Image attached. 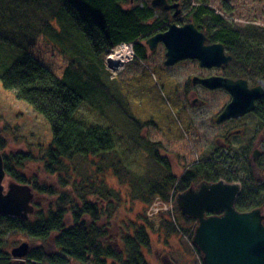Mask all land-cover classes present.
<instances>
[{"label":"trees","instance_id":"obj_1","mask_svg":"<svg viewBox=\"0 0 264 264\" xmlns=\"http://www.w3.org/2000/svg\"><path fill=\"white\" fill-rule=\"evenodd\" d=\"M9 2L11 5L15 3L10 12L11 16L4 15L6 8L0 5V82L7 89L13 90L17 99L27 102L49 125L50 141L40 158H36L42 163V171L57 175L58 185L66 189V186L71 187L74 179H65L70 174H65L68 166L63 162L64 159H74L76 167L85 161L80 167L87 165L95 172L106 159L104 168L113 169L121 182L126 181L131 186V190L133 183L136 184L135 188L141 183L138 187L141 191L145 190L146 194L139 191L135 195L141 198L145 206H149L148 203L154 196L165 197L175 180V192L189 187L190 181L195 180V174L185 171L181 177H175L166 166L167 161L156 153L160 144L145 137L143 129L149 121L138 120L135 116L137 101L126 97L130 93L126 94L125 84H129L124 81L120 86L117 76L109 79L110 73L101 71L104 66L103 55L120 42L132 43L135 58L145 61L141 41L150 33L165 31L171 20L164 14L152 18L158 11L150 6L149 0ZM129 3L130 7L125 9L124 5ZM23 4L26 7V17L19 18L17 29L9 19ZM181 6L186 7L183 19L192 22L202 31L207 42L221 43L225 52L231 55L229 64L224 68L225 75L251 81L261 78L264 82L263 26L250 24L240 27L215 13L209 6V0H184ZM39 38L45 39L67 60L68 64L60 74L54 73L40 61V65L32 61L33 51H30V46ZM26 51L32 53L27 54ZM138 93L140 94L139 90ZM81 107L88 110L94 108L102 120L100 125L103 120L108 122L101 126L92 124L78 115ZM256 110L258 115L264 117V98L258 100ZM124 118L129 119L131 125H127L125 129L123 124L121 127L124 129L121 130L133 135H124L125 138L132 139L146 153V170L140 177L137 175V182L129 178L124 180L128 173L122 163L120 151L112 142L114 139L111 129L119 125L117 121H124ZM137 132L141 133L142 139H137ZM17 158L19 161H22L21 158L31 161V153L19 154ZM195 166L202 167L206 173L203 179L210 182L218 181L219 177L227 182L239 179L231 171L219 166L217 168L216 164L208 167L206 162H202ZM4 169L6 174L16 179L15 182L29 184L34 196L57 194L51 188L40 187L35 180L31 185L24 176L13 173L5 157ZM77 174L85 182L88 194L98 197V201H108L110 209L113 207L110 203L111 190L105 189L100 193L91 191L96 190V187L88 180V175L82 176L79 172ZM131 175H134L133 171ZM241 180L243 186L234 207L239 212H247L260 206L263 197L253 191L244 182V178ZM71 195L73 197L63 194L56 202L51 200L56 205L55 211L44 213L40 209L27 219L0 215V264H15L10 253L5 250L7 242L2 238L8 232L21 233L40 242L26 256V260H33L34 264H70L72 261L82 264H150L145 258L143 248L150 244L149 230L153 223L143 218L144 221L132 223L127 231L108 242L104 239V225L99 227L96 224L97 219L101 220L106 215L105 210L98 205L96 199L88 200L83 197L84 206L77 210L76 197L72 192ZM34 200L37 202L38 197ZM66 204L70 205L71 210H66ZM36 206L38 208L39 204ZM182 219L186 223L183 230L191 237L196 221L193 218ZM190 221H193V225H188ZM161 223L170 231L176 229L169 220Z\"/></svg>","mask_w":264,"mask_h":264},{"label":"rangeland","instance_id":"obj_2","mask_svg":"<svg viewBox=\"0 0 264 264\" xmlns=\"http://www.w3.org/2000/svg\"><path fill=\"white\" fill-rule=\"evenodd\" d=\"M183 1L179 0V3L184 12L186 7L181 6ZM0 2L2 8H6L3 11L4 15L11 16L10 12L15 3L13 2L14 4L11 5L9 0H0ZM130 5V3L125 4L124 8L128 9ZM209 6L215 13L233 21L240 27L250 24L264 27V0H209ZM8 7L9 9H7ZM25 17L26 7L23 4L21 8H18L17 13L9 19V22L13 23V26L18 29L19 18ZM186 22L188 21L181 17L176 23L181 25ZM121 43L129 42H120L103 55L104 66L101 71H108L110 73L109 79L117 76L120 86L124 81L129 84L125 85L126 94H130L125 95L128 99L137 101L135 116L138 120L149 121L143 129L145 137L160 144L156 153L167 161L166 166L171 169L173 175L179 178L185 171L194 173L195 180L190 181L189 187H195L203 181L210 182L203 179L206 173L202 167L195 166V164L206 162L209 165L208 167L216 164L217 168L219 166L222 169L233 171L232 174L237 173L239 176H247V166L251 164L253 146L249 147L247 152L242 149L241 144L249 139L252 133L246 132L244 135L228 137V148L221 145V135L224 133L225 127L228 128L229 126L216 124L215 116L230 101V96L223 90H206L198 84L192 83V76L194 75H220L222 71L224 72V69L221 71L216 67L201 68L197 60H184L175 63L173 66H164L166 50L162 44H159L152 53L149 52V57L145 61L135 58L133 47H129L131 52L125 51L129 53L128 55L125 52H118L116 57H113L112 52L117 50ZM129 44L133 46V44ZM30 51H33V53ZM30 51L26 52L27 54L32 53L34 63L37 62L40 65L41 62L52 69L54 73L60 74L68 64L67 60L43 38L34 40L30 46ZM261 81H263L261 78H257L252 83L259 84ZM146 97H149V99ZM192 99L193 104L191 103ZM195 99H200L203 103L196 105ZM78 115L88 119L92 124L100 125L102 122L94 108L88 110L81 107ZM123 120L117 121L119 125L111 129L114 139L112 142L115 145L114 147L120 151L122 163L128 173V176L125 173L127 177H124V180L129 178L133 182H137V175L140 177L146 170V153L142 147L136 146L132 139L127 138L129 133L121 130L124 129L121 127L123 124L125 129L127 125H131L129 119L124 118ZM107 122L108 120H103L101 125H105ZM248 122L251 123L252 129H256L258 124L254 120L251 119ZM237 126L243 128V122L238 123ZM169 130L173 133L168 132ZM124 135L127 137L125 138ZM50 137L51 131L44 117L35 112L27 102L17 99L14 91L7 89L0 82V139L2 141L0 152L3 165L5 157L13 173L24 176L25 179L30 181L31 185L32 181L35 180L40 187H48L57 191L56 196L36 194L34 198L38 197V200L37 202L33 200V213L40 211V209L44 213H48L49 210L55 211L54 207L56 205L50 201H58L63 194L73 197L71 192L76 197L77 210H81L84 206L81 197L88 200L96 199L98 205L106 212V215L101 220L97 219L96 222L99 227L104 225L103 233H105L104 239L106 241H112L120 236L121 233L129 229L132 223H140L144 221L143 218H147L150 223H153L149 230L150 244L143 248L148 263L161 264L160 259L165 256L164 261L165 263L168 261L167 264H202L201 253L191 241L193 235L190 237L183 230L186 223L182 218L189 217L181 213L175 202L177 195L189 187L183 191L175 192V180L171 183L169 190L164 195L165 197L154 196L149 201V206H145L144 202H141V198L135 195L141 191V188L138 187L141 183L138 184L137 188H135L136 184L133 183L131 190V186L123 179L124 182H121V178L113 169L104 168L106 159L102 161L103 165L96 172L87 165L80 167L85 164V161L81 162L78 166L80 168H78L74 159H64L63 162L68 166L65 174H70V177L65 179L67 181L74 179L71 187L66 186L65 189L64 186L58 185L57 175L46 174L42 171V163L36 159L43 154ZM136 137L142 139L141 133L137 132ZM238 146L241 147V151L237 150ZM23 153H31V161L25 158H21L22 161H19L17 155ZM92 166L97 168L94 165ZM250 169L257 180H262L264 176V156L261 158L259 166H252ZM132 171L134 175H131ZM77 172L82 176L88 175V180L96 187V190L91 191L100 193L105 189L111 190L110 203L113 205L111 209L107 204L109 203L107 200V203H104L98 201V197H92V194H88L85 182L83 183ZM219 180L225 181L220 177ZM15 181L14 177L6 174L2 181L4 192L7 190L8 184ZM231 182H238L241 187L239 181L227 183ZM141 192L145 193L146 191ZM37 203L39 204L38 208ZM65 207L66 210H71L69 204H66ZM109 209L110 213L107 214ZM152 217L153 219H151ZM164 220H169L172 227H176V229L174 231L168 230L167 226L161 223ZM196 223L197 221L195 226ZM67 224L69 225V222ZM188 225H193V221L188 222ZM2 238L7 242L5 250L9 253L13 247L24 241L29 244L27 254L40 244V242L29 239L21 233L10 234L8 232ZM32 263L35 262L33 260L28 262V264ZM70 264L82 263L72 261Z\"/></svg>","mask_w":264,"mask_h":264},{"label":"water","instance_id":"obj_3","mask_svg":"<svg viewBox=\"0 0 264 264\" xmlns=\"http://www.w3.org/2000/svg\"><path fill=\"white\" fill-rule=\"evenodd\" d=\"M150 6L160 11L173 10L174 19L181 13L179 2L150 0ZM146 42L151 50L158 43L164 45L166 66L195 59L200 67L210 69L231 60L221 43H207L205 34L192 22L181 25L171 22L165 31ZM192 82L209 90L222 88L229 93L230 101L217 116V123L253 111L255 101L264 96L263 84L248 88L245 79L193 76ZM256 156L254 152L253 158ZM5 175L0 152V215L27 219L34 211V192L29 185L17 182H10L4 192ZM240 190L237 183L203 181L177 195L175 202L181 213L197 221L191 241L201 253L202 264H264V213L259 208L237 211L234 204ZM28 249L29 244L24 241L10 250L15 264H28L25 260Z\"/></svg>","mask_w":264,"mask_h":264},{"label":"flooded vegetation","instance_id":"obj_4","mask_svg":"<svg viewBox=\"0 0 264 264\" xmlns=\"http://www.w3.org/2000/svg\"><path fill=\"white\" fill-rule=\"evenodd\" d=\"M135 1V0H134ZM133 1V2H134ZM167 2L169 4H173L174 2H179V0H167ZM180 4V3H179ZM154 9V8H153ZM181 9V7H180ZM158 11V13L154 14V16L152 18H158L160 16H163V14L169 18L172 22H177L179 20V18L181 19V17L183 18L186 14L185 12L182 11L181 9V13L177 16V19H174L172 14H173V10H169V11H160L158 9H155ZM153 21V20H151ZM171 21H169V23H171ZM188 23V22H186ZM162 32V31H161ZM155 34V33H153ZM153 34L149 35L146 39H144V41L142 40L141 43L143 45V55L148 58V54L149 52L152 53L154 51V49L159 45V44H162V43H158L155 48L153 50H151L149 48V45L147 44V39H149ZM132 44V43H131ZM163 45V44H162ZM164 46V45H163ZM133 47V46H132ZM165 48V47H164ZM226 53V52H225ZM227 54V53H226ZM146 60V59H145ZM186 60H195V59H186ZM165 61V60H164ZM184 61V60H182ZM196 61V60H195ZM181 62V61H179ZM230 62V61H229ZM229 62L227 64H223L221 65L220 67H218L219 69H221V71L229 64ZM178 63V62H177ZM176 63V64H177ZM163 65H164V62H163ZM175 65V64H174ZM166 66V65H164ZM173 66V65H172ZM200 66V65H199ZM169 67V66H167ZM202 68V67H201ZM194 76H198V75H194ZM209 76H212V75H208V76H198V77H209ZM219 76H222V77H225V78H229L233 81L237 80V79H245L247 81V86L248 88H252L256 85H259V84H263L264 86V82L261 81L259 84L257 83H252L251 80L249 79H246V78H239V77H236V78H232L231 76H227L225 75V73L222 71V74H220ZM193 77V76H192ZM193 83V82H192ZM194 84V83H193ZM198 86L204 88L203 86H201L200 84H198ZM206 89V88H204ZM206 90H209V89H206ZM214 90H223L225 91L224 89L222 88H218V89H214ZM214 90H211V91H214ZM228 95L229 93L227 91H225ZM230 96V95H229ZM196 97V96H195ZM264 98V96L262 97ZM261 98V99H262ZM260 100V99H258ZM258 100L255 101V108L253 111L249 112V113H245L244 115H241L239 117H235V118H230L222 123H217L216 122V118L217 116L223 111L224 107H222V109L216 114L215 116V122L216 124L220 125V124H226L228 125L229 127H225V131L224 133L221 135V138H220V144L225 146V147H229V144H227L229 142L228 140V137L230 136H233V135H244L246 132L248 133H252V135L250 136L249 139L245 140V142H243L241 144V147L242 149H244L245 151H249V147L253 146V150H252V159H251V164L253 167L255 166H259V162L261 160V158L264 156V117H261L260 115L257 114V102ZM193 102V99L191 100V103ZM203 102L200 100V99H195V104L196 105H201ZM193 104V103H192ZM226 105V104H225ZM250 116H252V118H250ZM254 120L258 125L256 127V129H252L251 128V123L248 122V120ZM240 122H243V128H239L237 126L238 123ZM241 147H237V150L238 151H241ZM254 152L257 153V156L256 158L254 159L253 158V154ZM251 164H248L247 166V170H248V173H247V176H239L237 173H235L234 175L238 176L239 179H236L234 181H239L241 183V187L240 189L242 188L243 184H242V178H244V182H247L248 185L253 188V191L257 192L260 194V196H262V204L260 206H258L257 208L261 209L262 213H264V176H263V179H259L257 180V177H255L253 174H252V171L250 168H252ZM246 169V168H245ZM232 173H234L232 171ZM231 183H237L239 186L240 184L238 182H231ZM241 192V190H240ZM240 194V193H239ZM238 197V196H237ZM237 199V198H236ZM235 205V204H234ZM255 209V208H254ZM165 256L164 258L162 257L160 260H161V264H167L168 261H166L165 263Z\"/></svg>","mask_w":264,"mask_h":264},{"label":"built area","instance_id":"obj_5","mask_svg":"<svg viewBox=\"0 0 264 264\" xmlns=\"http://www.w3.org/2000/svg\"><path fill=\"white\" fill-rule=\"evenodd\" d=\"M129 45V46H128ZM123 47H126V48H123ZM129 47H132L129 43H121L120 44V46H119V48L117 49V50H115L114 52H112V54H113V57H116V54L118 53V52H131V49L129 48ZM125 52V53H126ZM125 64V63H124Z\"/></svg>","mask_w":264,"mask_h":264},{"label":"bare ground","instance_id":"obj_6","mask_svg":"<svg viewBox=\"0 0 264 264\" xmlns=\"http://www.w3.org/2000/svg\"><path fill=\"white\" fill-rule=\"evenodd\" d=\"M127 55L129 54V53H126ZM113 55V54H112ZM127 63H130V62H127ZM127 63H125V64H127Z\"/></svg>","mask_w":264,"mask_h":264}]
</instances>
